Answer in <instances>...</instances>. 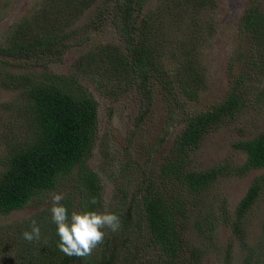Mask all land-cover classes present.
Wrapping results in <instances>:
<instances>
[{
	"label": "trees",
	"instance_id": "16d2710c",
	"mask_svg": "<svg viewBox=\"0 0 264 264\" xmlns=\"http://www.w3.org/2000/svg\"><path fill=\"white\" fill-rule=\"evenodd\" d=\"M112 1V10L108 8L107 16H98L97 21H110L114 43L90 47L73 59L66 74L46 68L64 62L75 45H85L84 40H76L79 33L73 25L88 9L96 14V0H43L37 12L11 25L7 43L0 45V55L12 61L8 65L0 58V86L19 94L13 106L7 107L12 108L7 126L13 134L21 128L26 132L20 142H13L14 136L9 139L10 154L0 174V215L20 210L35 199L41 201V194L56 192L75 179L74 171L81 166L75 187L83 191L85 203L78 212H102L106 208L120 218L121 227L117 232L103 229L104 241L89 257H69L57 247L59 237L51 220V201L33 218L40 228L39 240L23 239L22 233L30 230L28 219L2 228L0 249L6 264H206L196 240L205 236V231L211 233L213 223L219 221L214 204L205 201L211 186L221 177L264 169V132L234 144L247 156L243 166L233 169L226 160L208 169H192L206 135L234 120L244 107V97L264 84V12L258 1L252 0L243 14L245 26L241 30L248 33V42L256 48L245 54L243 72L226 98L199 111L188 110L179 94L190 102L200 100L205 83L196 60L199 51L194 37L200 34L201 14L215 10L217 1L160 0L158 11L149 13H145L148 0ZM171 29L173 34L184 32L185 38H192L181 41L174 37L178 40L175 59L179 64L167 71L162 57L166 47L174 50L175 40L168 41L166 34ZM36 69L43 72L37 73ZM83 78L104 89L105 97L118 99L129 89L137 93L134 99L140 112L129 132L133 134L146 124L158 90L166 93L170 109L164 134L147 154L163 149L171 129L178 127L175 125L180 129L170 154L163 155L161 183L156 184L147 173L135 169L136 177H131V172L130 179L120 182V196L114 206L104 200L99 174L84 164L92 152L100 102L81 82ZM258 98L264 101V86ZM126 154L135 159L137 153L130 154L127 147ZM263 190L264 179L257 178L238 204L235 219L230 220L234 232L242 238L244 219ZM92 197L99 203H89ZM61 204L67 207L70 217L74 210L71 200L63 199ZM210 218L214 221L209 222ZM206 235L205 239L211 241L212 235Z\"/></svg>",
	"mask_w": 264,
	"mask_h": 264
},
{
	"label": "rangeland",
	"instance_id": "374dc122",
	"mask_svg": "<svg viewBox=\"0 0 264 264\" xmlns=\"http://www.w3.org/2000/svg\"><path fill=\"white\" fill-rule=\"evenodd\" d=\"M42 1L0 0V45L7 43L11 25L37 12L42 6ZM216 1L218 7L215 10H208L201 14L200 34L194 37L197 38L199 51L196 60L198 59L200 73L205 83L200 91V100L190 102L183 94H179L180 100L188 105V110L190 108L197 111L210 109L222 102L231 90L236 77L243 72L245 54L253 52L256 48L248 42L246 37L248 33L243 34L241 31L245 26L242 19L243 14L251 5L252 0ZM257 1L260 11L264 12V0ZM159 2L160 0H148L145 13L157 12ZM113 6L112 0H96L94 5L96 14H92L91 9H88L86 14L78 18L73 25L79 33V38L76 40H84L85 45H75L74 48L68 50L64 62L50 64L46 68L47 71L66 74L70 70L73 59L81 56L90 47L114 43L115 31L110 21L107 19L102 22L97 21L98 16H107L105 12L108 8L112 10ZM166 34L168 41L175 40L174 50L166 47L162 63L167 71H172L179 64L175 59L179 54L178 40H188L192 38V35L185 38L184 32H181L179 36V33L174 32L173 34V29ZM175 36L178 40L174 38ZM241 36L243 38H240ZM0 58L8 65L12 63L5 56L0 55ZM180 60L182 61L181 57ZM40 69H36L35 72L42 73L44 68ZM81 82L86 87L89 86L92 95L100 102L92 152L84 164L87 169L97 172L101 177L106 204L108 206L117 204L120 196L117 188L120 182L130 179L131 172H133L131 177H136L135 169H139V173H147V178L153 179L156 184L161 183L160 168L163 155L170 154L175 135L180 131L179 125H175L178 127L171 129L163 149L158 150L157 153L154 152L155 154H147L149 148L155 145L164 134V127L168 120L167 112L170 109L165 99L166 93L158 90L156 103L146 124L140 132L133 134L129 132L134 128L136 115L140 112V105L136 102V98L134 99L137 93L129 89L115 99L116 96H103L104 89L100 90L92 82L89 83L86 78H83ZM263 86L264 84L256 86L248 96L244 97V107L234 120L206 135L198 151L197 161L195 160L192 164V169H208L226 160L231 162L233 169L246 163V154L237 151L234 144L238 141L253 139L264 132V101L258 98ZM18 98L17 92L0 86V174L5 170V160L10 154L9 139L14 136L13 142H20L26 135L22 128L15 129L13 134L7 126L12 115V108L7 107L9 104L13 106ZM172 105L174 107V103ZM13 122L17 123L15 117H13ZM127 147L130 148V154L137 153L135 159L128 157ZM126 166L129 169H125ZM80 169L81 166H77L74 171L75 179L66 182L55 192L62 193L64 199L71 200L77 212L80 205L85 203L83 191L75 187ZM257 178L264 179V169H252L243 175L221 177L211 186L205 201L207 205L214 204L215 216L219 218V221L213 223L215 227L211 233L205 231L212 235L211 241L205 239L207 238L205 232V236H198L196 240L197 246L205 254L206 264H264V190L244 219L245 237L237 235L230 224V220L236 217L238 204ZM41 195H43L41 201L35 199L30 205L20 210L8 215H0V231L4 226L14 227L23 220L28 219L32 222L39 212L45 210L48 202H51L49 193ZM212 221L214 219L210 218L209 222ZM5 235L6 233H3V236ZM3 260L4 254L0 249V264H6Z\"/></svg>",
	"mask_w": 264,
	"mask_h": 264
},
{
	"label": "clouds",
	"instance_id": "9594fccd",
	"mask_svg": "<svg viewBox=\"0 0 264 264\" xmlns=\"http://www.w3.org/2000/svg\"><path fill=\"white\" fill-rule=\"evenodd\" d=\"M52 206L50 208L51 220L56 225V234L59 237L58 249L69 257H89L93 250L103 243L107 228L112 232L119 231L120 218L106 208L104 211L88 210L77 212L73 210L69 217L66 206L61 204L65 198L62 193H50ZM89 203H99L96 197H92ZM23 239L32 242L39 240L40 228L35 220L30 224V230L22 233Z\"/></svg>",
	"mask_w": 264,
	"mask_h": 264
}]
</instances>
